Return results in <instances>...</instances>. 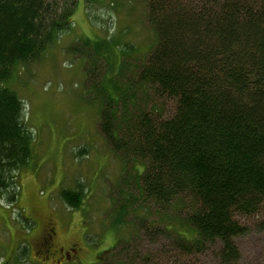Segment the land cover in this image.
I'll return each instance as SVG.
<instances>
[{
	"label": "trees",
	"instance_id": "16d2710c",
	"mask_svg": "<svg viewBox=\"0 0 264 264\" xmlns=\"http://www.w3.org/2000/svg\"><path fill=\"white\" fill-rule=\"evenodd\" d=\"M100 1L84 0L93 20ZM144 1L157 43L125 84L112 77L122 74L119 63L100 88L92 85L101 97V130L115 152L146 162L137 174L139 196L184 214L186 238L165 226L173 249L191 256L213 247L217 264H239L236 238L247 232L241 219H257L264 231V0ZM77 3L0 0V198L9 204L18 201L34 141L10 83L18 66L74 30ZM79 40L73 51L86 54V68L87 54L116 58L109 39ZM87 73L93 84L98 70ZM151 94L155 103L142 108ZM62 195L77 207L83 188ZM125 214L122 205L118 222Z\"/></svg>",
	"mask_w": 264,
	"mask_h": 264
},
{
	"label": "rangeland",
	"instance_id": "374dc122",
	"mask_svg": "<svg viewBox=\"0 0 264 264\" xmlns=\"http://www.w3.org/2000/svg\"><path fill=\"white\" fill-rule=\"evenodd\" d=\"M93 11L98 20L88 17L84 0H78L74 30L38 60L18 66L10 83L24 101L34 141L29 164L20 172L17 203L0 198V264H52L35 249L48 218L57 228L58 244L79 242L92 255L98 253L92 259L97 264H217L213 247L191 256L173 249L165 226L186 238L184 214L175 217L139 196L137 174H142L146 162L115 152L101 130V97L92 85L100 88L104 73L115 75L119 63L122 74L112 77L125 84L157 43L146 20V3L101 0ZM81 37L109 39L116 58L112 52V59L106 60L87 54L86 68V54L73 51ZM89 69L99 73L93 84L87 80ZM142 99L139 105L147 110L156 101L152 94ZM75 188H83L77 207L62 195ZM122 205L126 214L118 222ZM241 221L247 232L236 238L239 264H264V231L257 227V219ZM106 248L110 252L102 254Z\"/></svg>",
	"mask_w": 264,
	"mask_h": 264
},
{
	"label": "flooded vegetation",
	"instance_id": "af4514ba",
	"mask_svg": "<svg viewBox=\"0 0 264 264\" xmlns=\"http://www.w3.org/2000/svg\"><path fill=\"white\" fill-rule=\"evenodd\" d=\"M56 236L57 228L54 222L48 218L35 242L36 253L44 254V261L51 260L52 264H97L98 261L92 259L98 253L92 255L79 242H72L64 246L60 245ZM107 252H110L109 248L101 251L102 254ZM102 263L107 264L108 262L103 261Z\"/></svg>",
	"mask_w": 264,
	"mask_h": 264
}]
</instances>
